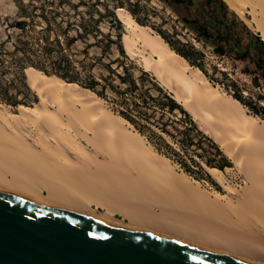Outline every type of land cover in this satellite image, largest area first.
<instances>
[{
	"label": "bare ground",
	"instance_id": "6f19581e",
	"mask_svg": "<svg viewBox=\"0 0 264 264\" xmlns=\"http://www.w3.org/2000/svg\"><path fill=\"white\" fill-rule=\"evenodd\" d=\"M251 13L264 39V0H252ZM122 18L136 33L130 53L141 52L146 66L173 87L178 98H186L185 105L213 133L221 134L235 154L245 185H224L235 201L176 171L102 99L46 77L35 87L42 94L50 87L56 106L53 114L39 119L49 127L42 128L44 137L34 136L19 118L0 109V188L264 264V121L225 97L161 35L131 15ZM55 115L60 120L54 121ZM218 179L222 184L226 180L223 174Z\"/></svg>",
	"mask_w": 264,
	"mask_h": 264
},
{
	"label": "rangeland",
	"instance_id": "374dc122",
	"mask_svg": "<svg viewBox=\"0 0 264 264\" xmlns=\"http://www.w3.org/2000/svg\"><path fill=\"white\" fill-rule=\"evenodd\" d=\"M31 1L44 5L43 10L36 11L37 14L35 15L33 21L34 28L28 38L29 45L34 49H38L39 43H43L46 36H48L49 41H53L57 38L55 26L60 24L62 19L67 20L71 18L72 20L79 19L83 16L87 18L89 16V13L86 12L88 5L84 3L87 2L88 4H92L97 0H63V2L62 0H0V43L7 40V43L4 45V49L12 51L14 48L13 41H15L17 36L20 34L19 30L15 29L11 25L19 19H25V14L20 12L18 3L23 5L24 12L26 10V13H28L31 19L32 9L28 6V3ZM52 1H54V3H52ZM100 1L107 3L111 8H115L116 15L122 23V42L129 57L127 62L132 60L136 66V70H134L135 77L141 73L140 69L147 72L144 78L145 86L143 87V90L147 87H151L150 93L158 96V90L149 80L154 81L163 89V91L170 94L191 115V119L195 123V129L191 131V136L194 142H190L189 136L185 133L177 131L174 128V125L178 126L180 129H183L185 125L188 127L192 125L190 124L188 118L179 110H176L175 115H171L170 113L163 114L161 110H156L157 107L154 106V103H152L151 100L149 101V105H137L136 107L134 105L135 103L143 101L141 96L138 94L140 93L139 90L134 93L124 92L121 96L108 89L105 93L106 96H100L96 92L77 82H68L61 77H57L66 81L64 83H72L70 85L80 88L90 96L102 99V103L105 104L104 106L108 110L124 120L126 126H129L128 128L141 134V136L146 139V143L154 147V150L170 164H172L176 171L186 173L191 179L200 183L201 187L204 189H207L210 192L219 191L228 199L235 201V198L224 186L229 183L231 186H237L236 188L240 189V187L242 188L245 185V174L241 165L237 164L235 161V154L231 152L228 147H225L227 144H224L222 141L221 138L223 136L221 134L217 136L218 134L213 133V130L209 128L206 122L193 112L192 107L185 105V102L187 101L186 98H178L174 88L165 83L153 68L146 66L141 52L136 55L130 53L129 44L131 40L137 39L136 33L125 23L122 17L126 14L131 16L133 15L130 13L128 7H115L114 3L116 1L124 2L133 9H137L138 17L144 21V24H141L135 18L134 19L146 29L159 35H161L159 32V30H161L168 35V37L173 40L176 45L181 46V43L179 44L177 42L181 41L182 43L193 45L196 50L202 52L203 57L201 62L207 73L199 67L191 65L187 59H183L187 61L194 70L205 75L213 86L220 89V92L225 97L237 100L233 95L235 91L234 85H236V87L240 89L239 93L244 98L256 102L258 106L264 107V99H259L260 95L264 96V78L260 74V71H257L256 68L255 58L257 53L252 50L253 55H250L251 58L245 60L235 58L238 53L244 50V47L248 44L249 39H251L247 35V25L257 34L254 35V38L260 36L264 43L263 36L257 29L256 22L253 20V15L251 13L252 0H216V3L214 4L215 11L213 10V13L211 12L212 9L204 7V0H193L191 5L176 4L172 2V0ZM257 2L260 3L261 1ZM72 4L79 5L74 8L71 6ZM259 7H257L258 10L261 9V7ZM43 15L48 18L55 16L56 19L55 22L52 20L51 23L54 28H51L48 32L42 31L43 28L49 24ZM93 15L94 17H98L96 12H94ZM184 15L190 19H198L200 23L207 25L212 34H217L220 31L224 33L231 31L233 35H235L234 39L235 37L243 36L242 46L239 47L234 45V50L230 53L223 56L218 55L214 51L215 43L199 35L190 24L186 23L181 18ZM218 19H223L224 21L222 24L215 25L214 22ZM100 27L105 32L110 30L107 21L102 22ZM74 33V31H71L70 35H73ZM22 38L25 41V35ZM59 38L63 41L62 36H59ZM256 42L258 41L256 40ZM76 47L77 46H73L71 52H75ZM79 47H81L80 44ZM138 48L140 50L143 49V44L141 42L138 44ZM116 56H118V53L115 51L111 57ZM69 57L72 58L74 56L69 55ZM12 58L14 59V57ZM246 67H249L252 72H246L244 70ZM32 68L37 69L30 64H25V67H23V69L21 68V70L18 69L17 66H13L12 70H9V72L4 76L7 80L14 79L9 88V93L13 95L12 99H24L23 101L25 102L13 104L0 98V109L8 116H15L19 118L24 127H26L25 130H29V132L31 131L34 136L44 137L45 133L43 134V130L48 131L49 127L44 128L45 124L39 123V119L43 120L48 114H53V106H56V103L49 97L52 89L48 87L45 90V94H42L39 89L37 90L38 87L36 88L35 85H33L35 81L33 80V82L32 79L35 73H38V76L46 75L49 79H52V77L56 75L46 74L44 71L39 69L35 70L36 72L32 75V72L29 73V70ZM16 71H18V73H16ZM102 72L103 71L100 66H94L92 69V74L95 78H99L100 73ZM255 76L259 77V84L255 83ZM52 81H54V79ZM56 83L64 84L60 82ZM98 87L101 88L100 85ZM118 89L124 91L125 88L119 87ZM115 97L117 99H121L120 97H122L123 101L127 105L126 107L132 110V113H130L140 127H145V129L149 128L154 132L152 138H149L148 135L142 134L136 124H133L122 115L121 111L125 110V105L113 101V98ZM243 106L249 114L255 116L260 122L264 121L263 117L251 113L248 107L245 105ZM138 111H143L147 114L141 112L138 113ZM172 119L174 120L173 124H171ZM177 119H179L178 122L175 121ZM53 120H60L59 116L55 115ZM64 131L67 134L68 129L65 127ZM213 143L217 148L213 146ZM218 149L221 154L217 152ZM208 159H213L214 164H208ZM222 174L226 179L224 184H222L218 179V176Z\"/></svg>",
	"mask_w": 264,
	"mask_h": 264
},
{
	"label": "trees",
	"instance_id": "16d2710c",
	"mask_svg": "<svg viewBox=\"0 0 264 264\" xmlns=\"http://www.w3.org/2000/svg\"><path fill=\"white\" fill-rule=\"evenodd\" d=\"M172 2L176 4L191 5L193 3V0H172ZM52 3H54V1H52ZM215 3L216 0H204L203 5L205 8L212 9L211 12L213 13ZM84 4L88 5L86 12L89 13V16L87 18L83 16L79 19H62L60 24L55 26V33L57 35V38L53 41H49L48 36H46L44 42L39 43V48L34 49L29 45L28 38L30 37V33L34 28L33 21L35 15L37 14L36 11L43 10L44 5L34 3V1L28 3V6L32 9L30 19V16L28 15V13H26V10L24 12L23 5L21 3H18L20 12L22 14H25V19H19L11 25L15 29H18L20 32L16 40L13 41L14 48L12 51L4 49V45L5 43H7V40L0 43V98L13 104L25 102L23 101L24 99H12L13 95L9 93V88L14 79L7 80L4 76L9 72V70H12L13 66H17L18 69L21 70V68L23 69V67H25V64H30L37 69L44 71L46 74L56 75L53 76L52 79L50 78L51 80L54 79V81L58 83H64L66 81L77 82L82 86L96 92L100 96H106L105 93L108 89L121 96L124 92L134 93L138 92L139 90L140 93L138 94L141 96L143 101L135 103L134 105L136 107L137 105H149V101L151 100V102L154 103V106L157 107H155L156 110H161L163 114L170 113L171 115H175L176 110H179L188 118L190 124L192 125L190 127L185 125L183 129H180L178 126L174 125V128L177 131L185 133L187 136H189L190 142H194L191 136V131L195 129V123L192 121L191 115L170 94L163 91V89L159 87L154 81L149 80L151 84L158 90V96L150 93L151 87H147L143 90V87L145 86L144 78L147 74L146 71H142L140 69L141 73L137 77H135L134 70H136V66L134 65L132 60H129V62H127L129 57L122 42V23L116 15L115 8L109 7L107 3L100 0H97L92 4H88L87 2ZM78 5L72 4L71 6L76 8L78 7ZM114 6L128 7L133 17L139 23L144 24V21L138 17L137 9H133L126 3L120 1H116L114 3ZM94 12L98 14V17H94ZM44 17L49 22V24L44 27L42 31L48 32L51 28H54L51 23L52 20L53 22H55L56 19L55 16H52L51 18H48L46 16ZM181 18L186 23L190 24L198 32L199 35L214 42V51L220 56L226 55L233 51L234 45L239 47L242 46L243 36L235 37L234 39L235 35H233L231 31L227 33L220 31L217 34H212L207 25L200 23L198 19H190L186 15L182 16ZM104 21H107L110 27V30L107 32L103 31L100 27L101 23ZM223 21V19H218L215 20L214 24H222ZM71 31H74L75 33L73 35H70ZM159 32L163 36L165 41L178 54H180L184 59H187V61L191 63V65L197 66L205 73H207L201 62V59L203 57L202 52L196 50L193 45L182 43L181 41H177L179 44L181 43V46H178L163 31L159 30ZM24 35L25 41L22 38ZM59 36H62L63 41L60 40ZM257 41L260 43L259 51L262 53V55L255 59V64L257 71H260V74L264 78V43L260 36H257ZM79 44L81 45V47H79ZM73 46H77L75 52H71ZM115 51L118 53V56L111 57ZM69 55H73L74 57L70 58ZM12 57H14V59ZM235 58L241 60L251 58L249 47H244V50L238 53ZM94 66H100L103 71L102 73H100L99 78L93 77L92 69L94 68ZM37 69L32 68L29 70V73L32 72L33 75L36 72L35 70ZM244 70L246 72H252L249 67L244 68ZM16 73H18V71H16ZM38 75V73L34 74L32 81L34 80L35 82L33 81V85L36 84L38 79L46 77V75ZM57 76L63 78L66 81L58 78ZM254 81L256 84H259V77L255 76ZM70 84L64 83L60 85L66 86ZM99 85L101 86V88L98 87ZM234 86V97L243 105L248 107L251 113L264 118V107L258 106L256 102L244 98L239 93L240 89H238L236 85ZM119 87L125 88L124 91L118 89ZM120 98L121 99H117L115 97L113 98V101L125 105V110L121 111L122 115L133 124H136L137 128L142 134L148 135L149 138H152L154 132L149 128L145 129V127H140L135 118L131 115L132 110L126 107V103L123 101L122 97ZM259 99H264V96L260 95ZM140 112L147 114L146 112L138 111V113ZM175 121L178 122L179 119ZM173 123L174 120L172 119L171 124ZM213 146L216 147L214 143ZM217 152L221 154L219 149L217 150ZM207 162L210 165L214 164L213 159H208Z\"/></svg>",
	"mask_w": 264,
	"mask_h": 264
},
{
	"label": "water",
	"instance_id": "95a60500",
	"mask_svg": "<svg viewBox=\"0 0 264 264\" xmlns=\"http://www.w3.org/2000/svg\"><path fill=\"white\" fill-rule=\"evenodd\" d=\"M0 264H260L0 188Z\"/></svg>",
	"mask_w": 264,
	"mask_h": 264
},
{
	"label": "crops",
	"instance_id": "0c3cea01",
	"mask_svg": "<svg viewBox=\"0 0 264 264\" xmlns=\"http://www.w3.org/2000/svg\"><path fill=\"white\" fill-rule=\"evenodd\" d=\"M246 28H247L246 29L247 35L251 39H249L248 44L245 46V48H247V46L249 47L250 55H253L252 50H254L257 53V56H256V58H257V57L262 55V53L259 51L260 43L256 42L257 37L254 38V35H257V34L254 31H252V29L248 25Z\"/></svg>",
	"mask_w": 264,
	"mask_h": 264
}]
</instances>
